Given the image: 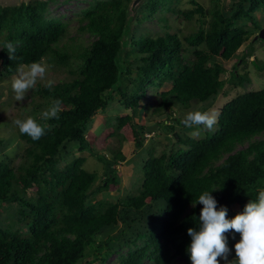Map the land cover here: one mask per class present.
Here are the masks:
<instances>
[{
    "label": "trees",
    "instance_id": "1",
    "mask_svg": "<svg viewBox=\"0 0 264 264\" xmlns=\"http://www.w3.org/2000/svg\"><path fill=\"white\" fill-rule=\"evenodd\" d=\"M130 1L91 0L74 15L80 36L72 37H67L62 17H46L45 1L0 5V77L44 58L73 76L51 88L38 86L35 93L44 103L33 105L31 113L45 134L32 140L19 131L25 144L22 161L16 168L10 158L0 161V208L15 204L17 222L25 227L24 232L0 228V264H105L111 256L115 260L110 264H173L177 258L188 264L187 229L199 228L203 207L192 203L204 191L219 189L212 195L229 213L234 207L243 210L264 189L262 89L226 103L210 137H171L183 148L144 161L136 194L115 203L90 199L117 181L113 164L125 160L121 152L112 160L97 157L104 162L107 178L91 191L97 174L84 169L86 157L80 154L91 151L86 139L89 122L110 104V90L117 89L121 104L133 113L116 118V131L127 123L136 127L135 115L147 87L169 86L157 92L159 110L207 103L226 84L239 88L248 83L247 73L237 71L241 58L225 79L222 61L235 57L264 28L255 17L264 0H187L186 9L179 7L182 0H145L128 18ZM157 13L164 31L139 32ZM169 13L197 29L180 39L168 31ZM83 35L86 43L79 39ZM5 41L16 47L12 59L3 47ZM136 52L140 56L131 61ZM122 78L128 85L122 87ZM57 99L62 101L59 118L41 119ZM137 127L145 132L146 126ZM165 128L167 134L172 132ZM65 156L70 160L61 166ZM33 188L34 199L27 195ZM226 235L228 244L240 239L234 230Z\"/></svg>",
    "mask_w": 264,
    "mask_h": 264
},
{
    "label": "rangeland",
    "instance_id": "2",
    "mask_svg": "<svg viewBox=\"0 0 264 264\" xmlns=\"http://www.w3.org/2000/svg\"><path fill=\"white\" fill-rule=\"evenodd\" d=\"M33 1L34 0H2L0 5L12 7L14 5L17 6L20 3L26 4ZM39 1L47 2L46 17H62V20L67 22V37L80 36L77 33L78 24L74 20V15L81 9L87 7L91 0ZM225 1L226 0H223V2ZM179 7L181 9L188 8L187 0H182ZM159 17L162 16L158 13L155 14L153 18L143 23L138 31L140 32L144 28L154 34H161L164 31L165 23L160 21ZM165 17L168 19L166 23L169 27L168 31L177 33L180 39H183L198 27V25L196 26V24L191 22L188 23L181 17L170 13L165 15ZM255 17L259 24L263 25L264 7H261L256 12ZM255 36H257V34ZM254 38L255 37L246 42L231 60L222 61V64L225 67V73L223 75V78L225 79L228 77L233 65L241 58L237 71L240 74L244 72L247 73V78L249 80L248 83H246L244 87L239 88H233L231 85L226 84L224 90L220 92L217 97L209 100L207 103L191 102L187 108L173 105L169 109L159 110L158 107L161 104V97L157 92H163V90H167L169 86L160 89L147 87L145 90V97L140 100V106L135 115L136 127H134V124L132 123H127L120 130L116 131L114 130L116 118L125 115L132 116L133 113L131 110L125 109L121 104L118 90H110L107 96L110 98V104L104 112H98L95 114L89 122L86 139L91 151H85L83 154H80L86 157V161L83 164L84 169L88 172L97 174V178L92 184L91 191H95L100 185L105 184L104 181L107 178L104 162L97 159V157L104 156V158L112 160L116 152H121L125 155V160L122 162L117 161L113 164L117 181L108 184V187L105 190L97 191L94 194L92 193L90 199L93 201L108 200L115 203L126 196L136 194L142 181L141 167L144 161L150 157H159L163 152L168 154L170 151L183 148L182 144L171 139V137H174V134H178L183 140L192 138L200 140L210 137L216 132L217 124L213 130H207L202 126L200 128L185 127L181 121L187 112L196 109L202 111L214 109L219 113L220 109L234 97L242 93L256 92L264 89V39L261 40L258 38L254 40ZM79 39H82V42L86 43L87 36L83 35L81 38L79 37ZM80 40H78V42H80ZM65 41L66 38L62 43ZM250 47H253L252 52L249 50ZM139 56L140 55L136 52L132 56L131 61ZM41 63L46 65L48 69L45 78L37 81L36 87L27 93L23 101H16L14 98L15 94L12 91V79L16 74L10 77H0V161L5 160V158H10L12 160V167L14 168H16L22 161L20 155L25 148V144L19 139V129L14 124V121L16 119L23 120L29 116L33 117L31 113L33 105L44 103V100L35 93L38 86H43L49 80L54 81V84H57L73 78L66 68L58 67L56 64H48L45 58ZM121 85L122 87L128 85V79L122 78ZM201 105L203 108H201ZM43 108L46 109V107ZM137 125L146 126V128L157 126V128L152 132L142 133L138 130ZM165 126L172 128L170 134H167ZM137 132L139 135L136 134ZM175 138L176 136L174 139ZM140 141H142V144L139 143ZM75 151L76 150H74L73 153ZM68 160H70V157H63L60 161V165L63 166ZM34 191V188L27 191L29 198L34 199ZM16 208L15 204L1 206L0 228L11 226L14 229H20L21 232L25 231L23 223L17 222L20 217ZM242 211L243 210L240 211L237 207H234L228 213V217L231 219ZM228 246L232 250L229 260L235 259L234 245L229 243ZM114 258L115 256H111L105 264L112 263L113 260H115ZM90 260H92V258H90ZM94 263L99 264V261H95ZM220 263L224 264V261L221 260ZM173 264L186 263L182 259L177 258ZM188 264H191V262Z\"/></svg>",
    "mask_w": 264,
    "mask_h": 264
},
{
    "label": "clouds",
    "instance_id": "3",
    "mask_svg": "<svg viewBox=\"0 0 264 264\" xmlns=\"http://www.w3.org/2000/svg\"><path fill=\"white\" fill-rule=\"evenodd\" d=\"M258 35V34H257ZM9 58L12 59L16 51L13 43L5 41ZM47 66L41 62H32L30 65H20L16 75L12 79V91L16 101H23L27 93L36 87L38 80H43L47 72ZM54 81H47L46 87L51 88ZM201 108L203 106L201 105ZM62 111V101L57 99L41 114V119H58ZM219 113L212 110L202 111L196 109L187 112L181 123L187 128H200L213 130L218 123ZM14 124L23 135L32 140H39L45 134V127L31 116L26 119H16ZM146 132V131H145ZM204 191L195 204H202L199 215V228H188L187 234L191 237V243L186 251L191 264H264V189L259 190L256 201H249L242 212L233 218H228L226 206H219L212 192ZM234 230L240 239L235 243V259L229 260L231 249L228 246L229 233ZM235 236L233 235V239Z\"/></svg>",
    "mask_w": 264,
    "mask_h": 264
},
{
    "label": "water",
    "instance_id": "4",
    "mask_svg": "<svg viewBox=\"0 0 264 264\" xmlns=\"http://www.w3.org/2000/svg\"><path fill=\"white\" fill-rule=\"evenodd\" d=\"M2 0H0L1 2ZM6 1H10V0H6ZM145 0H131L130 1V4L128 6V10H127V14H128V18H131L133 17V14L134 12L142 5V3L144 2ZM129 22V20L127 19V23ZM127 37V36H126ZM264 39V29H261L258 33L257 36H255L254 40L256 39ZM122 56V55H121ZM157 126L155 127H147L146 128V132H152L154 129H156ZM177 137V135L174 134V137Z\"/></svg>",
    "mask_w": 264,
    "mask_h": 264
},
{
    "label": "bare ground",
    "instance_id": "5",
    "mask_svg": "<svg viewBox=\"0 0 264 264\" xmlns=\"http://www.w3.org/2000/svg\"><path fill=\"white\" fill-rule=\"evenodd\" d=\"M209 6V5H208Z\"/></svg>",
    "mask_w": 264,
    "mask_h": 264
}]
</instances>
